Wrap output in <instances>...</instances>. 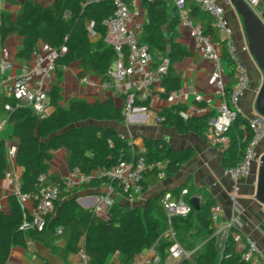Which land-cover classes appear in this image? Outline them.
Wrapping results in <instances>:
<instances>
[{"label":"trees","instance_id":"trees-1","mask_svg":"<svg viewBox=\"0 0 264 264\" xmlns=\"http://www.w3.org/2000/svg\"><path fill=\"white\" fill-rule=\"evenodd\" d=\"M141 2L146 13L141 42L148 47L154 67L164 58L170 63L168 73L161 81L164 90L161 97L167 99L180 89V78L175 75L173 65L188 55L187 50L175 40L179 11L169 19L165 1ZM188 2L193 4L190 6V16L200 20L203 36L209 38L213 45L217 43L222 48L220 60L227 64L223 94L225 102L232 109L230 96L234 87L233 64L218 39L211 17L202 12L197 4L191 1L186 3ZM112 13L110 0H54L49 6H42L36 0H26L21 4L15 19L10 15L0 17V36H19L21 47L18 56L28 62L41 41L57 50L56 68L79 62L82 71H93L103 82H108V72L114 64L115 56L112 48L105 43L104 22ZM89 24L95 39L92 38ZM47 96L54 112L40 120L29 108L17 107L14 100L0 94V108L4 111L7 104L13 108L8 114L7 123L12 127L11 136L18 140L15 161L23 171L20 193L30 195L35 201L43 187L55 185L59 188L54 212L46 219L41 232L20 229L22 215L15 197H11L9 213L0 211V264L8 262L13 248L26 249L29 241H38L49 247L47 241L60 238L66 240L68 249L73 254L78 252L79 243L83 239L91 264H101L107 254L115 252L121 254L122 264H128L137 253L155 242H158L160 257L164 259L175 242L181 244L180 236L185 232H190L189 239L192 243L187 248L184 246V249L194 251L189 259H183L179 264H247L235 249L232 239L234 230L230 231L225 240L223 254L220 256L211 214L215 207L212 197L203 200L200 209H193L187 218L171 219L175 242L162 239L168 223L161 200L167 191L158 198L150 199L144 209L123 208L113 204L108 209L107 220L101 219L93 209L79 207L76 204L79 193L102 189L103 185H112L119 191L117 183L105 174L121 162L133 163L143 156L148 163L162 164L161 171L154 170L144 176V179L147 175L154 177L153 183H156L160 179L175 176L192 159L193 153L190 150H175L150 139H143L140 149L133 142L136 138L130 134L101 127L99 124L105 121L125 122L122 115L124 106H116L113 98L93 103L72 100L62 106L59 83L52 87ZM148 104L147 101H136L134 107ZM182 112H186L184 106H172L163 117L164 122L174 127L179 134L194 133L203 137L208 132L209 120L214 114L184 120L180 116ZM226 137L228 145L222 156L223 169L238 165L243 158L251 139L247 130V117L238 114ZM60 148L67 152V164L71 171L79 169L85 175L98 172L102 176H94L88 184L65 188L64 178L50 172L49 165L51 151ZM2 157L0 154V175L4 172ZM159 173L163 177H159ZM40 177H44L43 182ZM144 179L145 191L148 186ZM175 192L173 193L177 197ZM188 193L186 199L190 203L189 190ZM58 228H62L60 235H57ZM202 241L200 248H194L196 243ZM64 264L69 263L65 260Z\"/></svg>","mask_w":264,"mask_h":264},{"label":"crops","instance_id":"crops-1","mask_svg":"<svg viewBox=\"0 0 264 264\" xmlns=\"http://www.w3.org/2000/svg\"><path fill=\"white\" fill-rule=\"evenodd\" d=\"M26 0H0V17L10 15L13 19L21 9V4ZM54 0H36L42 6H49ZM259 4L255 8L256 13L260 17H264V0H258ZM167 15L172 19L177 14L178 9L172 1H166ZM218 3L224 8L226 20L233 33L234 46L239 61L248 70L250 82L252 78L258 77L260 71L256 68L253 58L247 51L246 38L241 18L234 12V9L226 3L225 0H218ZM192 3L185 4V9L190 11ZM135 7L140 12V21L146 20V13L142 8L141 0H136ZM195 23L200 24L198 18H193ZM90 25V24H89ZM177 43L182 45L188 52V55L182 60L176 61L173 70L176 76L180 78V89L170 94L169 98L164 99L161 94L164 92L161 83L154 86L151 91L150 104L144 107H138L136 115L131 120L124 123L116 121H105L99 125L101 127L113 128L118 132L127 133L136 138L134 144L142 149L143 139L159 141L175 150H190L193 153L192 159L186 163L180 171L173 177H166L153 183L154 177L147 175L144 179L147 189L133 203L125 200L118 193L112 195L114 204L123 208H141L144 209L148 201L152 198L163 195L164 192H175L179 194L180 189L184 188L190 191V199L198 198L200 204L203 200L212 197L215 200V207H218V224H213L215 236L217 238V247L221 255L224 250V243L232 230H226L225 227L234 218L233 204L229 201V193L231 191L232 182L225 178L222 174V156L224 149L221 145H213L211 143L210 129L203 137H199L194 133L179 134L176 129L167 122H160L159 119L165 117L172 106L181 105L186 108L188 117L203 116L217 113L218 107L221 105L222 99L218 93L215 83L211 81L214 72V64L205 58L201 50L197 47V39L190 36L189 31L179 25L175 27ZM218 39H222L221 35L216 31ZM92 35V34H91ZM95 39V35H92ZM216 49H220L217 43H214ZM21 47V38L16 34H8L2 38L0 36V94L5 95V90L14 81L15 78L21 76L23 71L32 65V59L28 62L18 56ZM3 49L7 50V55L3 54ZM3 63H9L10 68L3 71L1 66ZM221 69L223 79L227 80V64L221 61ZM82 77H86L93 84L83 83ZM40 81V80H39ZM30 85L37 88L38 79L31 77ZM46 82V83H45ZM41 88L47 94L52 87L59 83L60 86V104L62 106L68 104L72 100H84L93 103L97 100L103 101L107 98H113L116 106H124L125 100L122 96L116 94L109 87L108 82L102 79L93 71H82L80 63L75 62L68 67H57L55 77L52 79H41ZM256 93L252 90V82L250 88L239 103V108L245 117L252 116L255 112L254 101ZM49 116L54 112L52 105L48 106ZM6 117L5 111L0 108V122ZM213 117V118H214ZM209 120V124L213 120ZM12 127L9 123L0 129V154L3 155L1 162L4 164V172L0 175V205L2 212L9 213L11 205V197H15L17 190L20 188L21 177L23 171L17 166L15 157H10L8 152L11 148H16L18 140L11 136ZM258 155L264 154V142L260 144L257 150ZM52 159L49 163L50 172L57 173L60 177L66 178L70 173L67 164V152L60 148L51 151ZM256 169L251 176L240 180V196L238 203L242 214L240 216L241 228L238 229L243 237L253 238L264 254V208L255 200L256 187ZM9 172L10 177L5 174ZM105 189H96L77 194L76 204L83 209H92L95 205L97 196L105 194ZM132 207H131V206ZM236 230L233 231V233ZM232 233V235H233ZM190 232H185L180 236L181 244L176 243L166 252L164 259L160 257L158 250V242L151 247L156 246V251L160 257L159 264H179L183 259V253H191L187 248L191 246L192 241L189 239ZM162 239L168 240L163 234ZM49 247L38 241H29L27 248H13L6 264H64L66 260L69 264H76V253H72L67 246L65 239L60 238L53 241H47ZM197 244V243H196ZM147 248L143 251L149 253ZM191 248V247H190ZM220 255V256H221ZM132 262V261H131ZM128 263V264H131ZM101 264H122V256L120 253H109L103 259Z\"/></svg>","mask_w":264,"mask_h":264},{"label":"built area","instance_id":"built-area-1","mask_svg":"<svg viewBox=\"0 0 264 264\" xmlns=\"http://www.w3.org/2000/svg\"><path fill=\"white\" fill-rule=\"evenodd\" d=\"M112 3L113 13L104 22L106 27L105 43L113 50L115 61L112 68L108 72V85L113 91L122 96L125 100L122 115L125 121H129L136 115L137 107H134L136 101H151V91L162 79L167 75L169 69V60L164 58L158 65L153 66V59L148 47L141 42L143 33V23L140 21V13L135 7L136 0H110ZM149 2L154 0H148ZM172 1L179 11V25L189 31L190 36L197 39V47L202 54L210 60L214 66L211 81L216 84L218 93L222 99L221 105L217 109V113L210 123L211 143L213 145H228L226 133L238 114H242L239 103L250 88V78L248 70L239 61L236 48L233 41V33L226 20L225 10L218 3V0H162ZM187 1L197 4L202 12L211 17L213 26L221 35V42L226 50L227 56L233 64L234 87L230 96V104L232 109L224 100V84L223 72L221 69V51L222 48L216 49L209 38L203 36L202 27L195 23L191 18L188 10L185 9ZM249 8L255 10L258 6V0H244ZM89 30L92 35L91 24ZM244 50L247 51L246 46ZM3 54L7 55V50L3 49ZM58 52L50 45L39 42L37 50L32 59V65L25 69L21 76H18L5 90V96L14 100L17 107L29 108L33 114L40 120L49 116L47 110L49 106V98L47 93L41 88V79H52L56 74L55 61ZM5 71L10 68L9 63H3L1 66ZM38 79L37 88L30 85V78ZM40 80V81H39ZM83 83L92 85L93 83L86 77H82ZM13 110L12 106L7 104L4 106L6 117L0 122L2 129L8 121V114ZM181 118L187 120L188 113L182 112ZM164 121L163 118L159 119ZM247 130L251 134V139L244 151V155L240 163L234 167L223 169V176L232 182L231 191L229 193V201L233 204L234 218L226 225V230H236L232 239L235 249L241 254L242 260L247 264H264V254L259 250L257 242L247 236L243 237L238 229L241 228L240 209L238 199L240 196V180L246 179L252 175L254 168L258 167L260 155L257 150L261 143L264 142V118L256 112L252 116L247 117ZM16 148H11L8 152L10 157H15ZM162 164L148 163L146 158L141 156L133 163L121 162L105 176L117 183L119 191L114 186L103 185L106 190L105 194L99 195L95 199V205L92 208L94 212L100 216L108 212V209L114 204L112 195L118 193L125 200L133 203L138 197L143 195L144 176L151 171H161ZM7 178L10 173L5 174ZM94 176H102L98 172L91 175H85L79 169L70 171L69 175L64 178V186L71 189L75 186L88 184ZM163 177L162 173L158 174ZM40 181H44V177H40ZM189 193L187 189H183L175 197L174 193L167 192L162 200L161 205L166 215L168 229L164 236L170 241L175 242V235L171 228V219L174 217L187 218L193 211V206L187 201ZM59 197V188L55 185L45 186L40 191L35 201L28 194L20 193L17 190L15 199L22 215L20 229L27 231L29 229L41 232L45 226L46 219L54 212L55 202ZM2 207L0 205V211ZM219 208L214 207L211 210L213 224H218ZM62 233V228H58L57 235ZM176 242L174 243V245ZM173 245V246H174ZM170 250V249H169ZM191 253L184 252V259H189ZM76 264H91V259L87 254L84 240L79 243V250L76 253ZM160 257L156 251V246L149 249V253L141 251L132 259L131 264H159Z\"/></svg>","mask_w":264,"mask_h":264},{"label":"water","instance_id":"water-1","mask_svg":"<svg viewBox=\"0 0 264 264\" xmlns=\"http://www.w3.org/2000/svg\"><path fill=\"white\" fill-rule=\"evenodd\" d=\"M225 1L241 18L246 38L247 52L253 58L256 68L262 75L263 82L256 92L254 110L258 115L264 118V17H260L255 10L249 8L244 0ZM255 174V200L264 208V154L260 157ZM190 204L196 211L200 209L198 198L192 197L190 199Z\"/></svg>","mask_w":264,"mask_h":264},{"label":"rangeland","instance_id":"rangeland-1","mask_svg":"<svg viewBox=\"0 0 264 264\" xmlns=\"http://www.w3.org/2000/svg\"><path fill=\"white\" fill-rule=\"evenodd\" d=\"M141 12V16H142V10L140 11ZM139 12V13H140ZM252 90L256 93L257 92V90L260 88V86H261V84H262V82H263V80H262V75H261V73H260V75L258 76V77H254V78H252ZM46 83V82H45ZM131 206V205H130ZM132 207V206H131ZM101 219H103V220H107L108 219V213L106 212V213H103V214H101L100 216H99ZM143 225H144V222L142 223ZM203 245V241L202 242H199V243H197L195 246H194V248H200L201 246ZM220 255H221V253H220ZM219 260V257L217 258V261Z\"/></svg>","mask_w":264,"mask_h":264}]
</instances>
